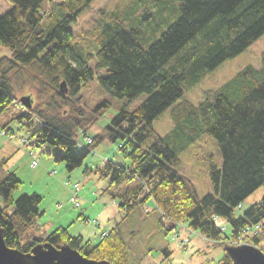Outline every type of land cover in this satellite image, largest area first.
Segmentation results:
<instances>
[{"label": "trees", "instance_id": "16d2710c", "mask_svg": "<svg viewBox=\"0 0 264 264\" xmlns=\"http://www.w3.org/2000/svg\"><path fill=\"white\" fill-rule=\"evenodd\" d=\"M92 1L6 0L10 7L0 15V43L11 55L0 56V114L14 105L25 144L37 149L46 145L43 152L68 171L97 143L109 139L128 161L106 158L94 172L107 179L108 187L118 188L121 206L133 209L150 199L160 218L170 222L163 225L166 231L185 226L224 246L245 227L258 225L257 232L243 240L264 252V195L241 215L234 213L254 190L264 187V56L260 68L243 67L222 85L205 89L198 103L186 97L177 103L207 72L264 34V0H171L179 2L177 17L148 46L142 30L129 23L134 0H128L120 9L97 10L94 27L87 30L93 47L76 38L72 26ZM151 13L149 7L142 21L148 23ZM32 69L35 73H28ZM98 69L106 72L98 77L101 86L115 97H147L133 110L120 108L91 138L87 129L102 111L96 106L87 112L79 92ZM18 72L31 81L29 108L22 106L12 83V74ZM169 107L174 127L159 134L153 121ZM1 130L14 134L5 125ZM205 134L215 139L220 162L207 154L213 193L199 196L194 183L177 170L178 152ZM79 135L91 141L79 145ZM20 185L14 172L0 177V228L8 247L28 252L38 243L68 244L90 259L130 263L120 224L95 244L69 236L63 227L39 233L35 218L41 213V197L32 193L15 198ZM215 264H232V259L224 252Z\"/></svg>", "mask_w": 264, "mask_h": 264}, {"label": "rangeland", "instance_id": "374dc122", "mask_svg": "<svg viewBox=\"0 0 264 264\" xmlns=\"http://www.w3.org/2000/svg\"><path fill=\"white\" fill-rule=\"evenodd\" d=\"M56 1L61 0H53V3ZM127 1L93 0L91 6L84 10L72 25L76 38L93 47V39L88 35L87 30L91 32L94 27L98 18L97 10L120 9ZM165 1H169L167 3L169 7L162 10L167 5ZM44 6L46 7V4ZM9 7L6 0H0V15ZM149 7H152V13L150 20L146 23L142 21V18ZM175 7H179L178 1L156 0L150 3L147 0L133 1L134 9L128 16V20L132 26L142 30L145 46L151 44L175 21L177 17ZM137 9H140L138 16L135 15ZM10 55L9 48L0 43V56ZM263 56L264 34L244 51L207 72L201 81L188 90L177 103L184 97L198 103L203 98L205 89L222 85L243 67L252 65L260 68ZM95 62L94 58L91 66H94ZM30 72L35 73V70L32 69L28 73ZM105 73L104 69L95 70L92 79L79 92L87 112L96 106H99L98 110L102 111L96 122L87 129V136L91 138L98 135L103 127L110 123L120 108L126 107L128 110H133L147 97L145 93L132 100L115 97L100 84L98 77ZM30 82L27 74L23 75L22 72L12 74V83L15 85L16 95L19 98L28 95L27 88ZM102 102H105L106 106ZM171 109L172 107L165 109L154 119L153 127L157 133L166 134L174 127ZM17 114L18 110L14 105L0 114V130L5 125L14 133L11 139L8 135L0 136V162L5 160L0 177L5 176L7 172H14L21 180V185L13 192L15 198L21 194L40 195L38 207L41 213L35 218L39 233L47 235L50 231L63 227L69 236H81L84 242L90 240L95 244L101 239L102 232L120 224L123 238L131 252L129 264H215L223 257L224 245L205 239L196 231L187 229L185 226H180L175 233L166 231L164 226L167 227L170 222L160 218L152 200L148 199L143 204L137 203L133 209L120 205L121 200L115 195L119 192L118 188L108 187L107 179L94 172L106 158L121 162L128 161L118 149L117 144L109 139L97 143L82 163L71 171L65 168L64 163L54 161L43 152L48 150L46 145L40 149H32L37 154L36 164L33 165L32 162L36 158L29 156L26 147L20 142L25 134L16 119ZM77 141L79 145H83L87 142V138L79 135ZM207 154H211L214 163L219 165L218 146L215 139L208 134L201 135L178 152L181 162L177 170L194 183L199 196L213 193L208 175L210 156L208 157ZM74 183H78V207H74L69 200L72 193L71 186ZM263 195L264 187L260 186L240 204V207L235 208V215H241L252 204L259 202ZM224 225L229 232L228 224ZM165 251L169 253L166 254Z\"/></svg>", "mask_w": 264, "mask_h": 264}, {"label": "water", "instance_id": "95a60500", "mask_svg": "<svg viewBox=\"0 0 264 264\" xmlns=\"http://www.w3.org/2000/svg\"><path fill=\"white\" fill-rule=\"evenodd\" d=\"M64 82L60 89L63 90ZM23 107L31 106L28 95L19 98ZM225 252L231 257L232 264H264V252L250 243L240 245H225ZM0 264H111L107 260L90 259L68 244L55 247L52 244L38 243L30 251L23 252L19 249L8 247L3 239L0 228Z\"/></svg>", "mask_w": 264, "mask_h": 264}, {"label": "built area", "instance_id": "2783aa9c", "mask_svg": "<svg viewBox=\"0 0 264 264\" xmlns=\"http://www.w3.org/2000/svg\"><path fill=\"white\" fill-rule=\"evenodd\" d=\"M9 138H11V135H9L8 133H6L4 130H1L0 131V136H7ZM88 142H90L91 140L90 139H87ZM21 143L24 144L26 146V149H27V152L29 154V156H33L35 157L36 159L32 162L33 165L36 164V161H37V154L32 150V146H28L25 144V140L21 139ZM72 193H71V196H70V201L73 203L74 207H78L79 206V202L77 201V191H78V184L77 183H74L72 186ZM95 222V221H93ZM259 226L258 225H255V226H247L245 227V229L243 230V232L238 236V238L236 240H234L230 245H240L242 243H245L243 238L245 235H248V234H254L257 232ZM223 229V227H222ZM106 235V232H102L101 233V236H104Z\"/></svg>", "mask_w": 264, "mask_h": 264}]
</instances>
